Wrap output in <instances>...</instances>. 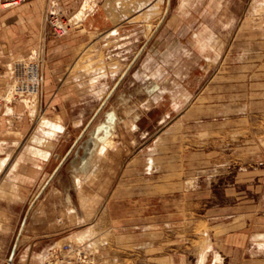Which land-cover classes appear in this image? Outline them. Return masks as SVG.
I'll list each match as a JSON object with an SVG mask.
<instances>
[{"label":"rangeland","instance_id":"374dc122","mask_svg":"<svg viewBox=\"0 0 264 264\" xmlns=\"http://www.w3.org/2000/svg\"><path fill=\"white\" fill-rule=\"evenodd\" d=\"M80 3L47 0L33 46L1 77L0 115L21 104L30 127L15 133L0 172V264H37L38 253L63 264L65 243L86 255L70 264H200L203 251V264H264V0H106L108 23L95 16L94 32ZM80 27L82 45L57 48ZM169 50L170 72L158 75L170 78L165 91L141 93ZM51 119L65 125L55 152L20 161L54 144L36 136L61 128ZM80 171H94L93 183L83 176L78 188ZM48 184L72 202L47 248L46 236L22 234Z\"/></svg>","mask_w":264,"mask_h":264},{"label":"crops","instance_id":"0c3cea01","mask_svg":"<svg viewBox=\"0 0 264 264\" xmlns=\"http://www.w3.org/2000/svg\"><path fill=\"white\" fill-rule=\"evenodd\" d=\"M59 1L62 3L66 1L67 5H65V7L67 10V9H72L73 6L75 7V5H78L82 0H59ZM105 1L106 0H87L86 7H83L84 3L82 4L83 10L81 11H83V21L85 16H88L89 18V20H87L86 22L88 26L87 30L89 32H94V30H97V26H95V21H96L94 18L95 16L100 17L99 21L101 20L103 24L108 23L107 22L109 19L108 14L105 11L106 8L103 7V3ZM1 2L2 0H0V3ZM46 4H47V0H21L19 3H13L7 6L3 5L5 7L0 8V81H1V77L6 75L5 73H7L8 71L7 67L12 65L16 57L24 53L26 49H29V47L33 46L41 26L44 7L46 6ZM165 27H167L166 30L169 28L168 31H170L171 33V17L169 18L168 23L165 25ZM103 29L106 30L109 29V27L103 25ZM80 30H84V27H80L79 31H74L71 35H68L67 37H60L56 39L57 41L55 44L58 46L57 48H63V47L75 48L82 45L83 42L86 41V38L82 36L81 33H79ZM206 31H208L207 28ZM197 39L199 41L198 45L200 47L201 46L207 47L206 41L205 43H202L200 41L202 40L200 34H198ZM156 41L155 43H158L157 47L159 48L164 47L167 48V50L171 48L170 44L167 45L166 40L162 41L161 39H159V41L157 42ZM166 58L168 59L166 61L164 60L163 62L161 61V63H159L158 66L155 67L152 70V72L149 74L150 76L149 84L142 85L144 83H140V85L142 86L141 87L142 90L141 88L137 87L136 91L141 90L142 93L143 91L149 90L148 92L146 91L147 94L149 95L158 94L160 92L162 93L165 91L164 86L168 85L165 83H167V81L170 78L166 77L164 80H160L161 77L159 76L163 74L165 70L167 73L170 72V68L168 69L167 67H164V65L162 64L164 62L165 63L171 62V50L167 52ZM2 91H3V86L0 82V93ZM21 108H22L21 104L19 105L17 103H11V105L6 106L4 113L0 115V141L2 143L0 146L1 158L9 157L10 160V153L8 152V150L10 149L11 146L16 144L17 140L15 133L19 132L20 134L22 133L24 134L30 127V123L27 121V118L24 117L26 115L25 110L23 112H20ZM129 110L131 111L133 109L129 108ZM50 121L56 125L61 126V128L52 130L50 134H47L46 132L41 130L39 134L36 136L42 137L43 140L42 142H46V141L48 142L52 140L54 144H52V146L47 147V150L42 147H39L42 150L46 151L45 155H40V154L35 155L32 154L30 151L26 152L25 150V153L23 152L21 157L18 158L20 161L21 160L24 161L26 159L30 161L31 159L32 160L35 159V160H40L42 163V161L48 160L52 152H55V146L56 144L59 143L58 137H60L63 134L65 130V125L64 123L61 124L57 119L56 120L51 119ZM49 128L50 127L46 125L45 130ZM42 142H36V143L40 144ZM6 148H7V152L5 150ZM97 156L98 155L94 153L93 156L91 157V160L96 159ZM28 170L29 169L26 168L25 166L23 169H21L22 173L19 172V174H23L25 176L27 175V173H29ZM10 173L11 171H9V174ZM88 175H93L91 181L85 178ZM83 176L87 182L92 184L94 181L95 173L94 171L93 172L87 171L85 174L82 173V171L77 172V175H75V185H78L77 177L82 179ZM82 183L78 185V188H80L83 185ZM45 190H46L45 191L46 194H44L43 196V201L42 204L40 205V210L37 211V213L34 216V219L28 222L27 225L28 229L26 230V233L22 235L23 238H28V239L31 237H36L38 235L46 236L48 240V243L46 245L48 248L51 245L53 239H56L58 235L63 231V228L57 229L58 227H54L53 225L55 223V219L58 220V218H56L58 213H60V211L63 208H65L66 205L72 202V196L69 192L66 191L63 192V190L59 189L58 187L52 186V184H48ZM38 239H43V238L39 237ZM46 245L44 247H46ZM42 254L44 253H38V255L36 256V260L38 261L37 264H44L41 257Z\"/></svg>","mask_w":264,"mask_h":264},{"label":"built area","instance_id":"2783aa9c","mask_svg":"<svg viewBox=\"0 0 264 264\" xmlns=\"http://www.w3.org/2000/svg\"><path fill=\"white\" fill-rule=\"evenodd\" d=\"M13 3H17V1H15ZM53 25L58 27L57 33L60 34V35L65 33L66 30H67L66 26L62 22H60L58 20H57V22H53ZM35 72H36V75H37L36 77L38 79V82H37L35 87H31L30 86V89H34L35 88V90H36V88H38L39 81L42 80V77H39L36 68H35ZM59 252H60L59 260L63 264H70L73 260H79V259H81V261H85L86 260V259H84V257H86L85 251L80 249L79 245L76 246V245H73L72 243H65L63 246H61V248L59 249Z\"/></svg>","mask_w":264,"mask_h":264},{"label":"bare ground","instance_id":"6f19581e","mask_svg":"<svg viewBox=\"0 0 264 264\" xmlns=\"http://www.w3.org/2000/svg\"><path fill=\"white\" fill-rule=\"evenodd\" d=\"M4 5H9V4H4ZM86 5H87V0H85L84 1V4H83V7H86ZM155 6V5H154ZM81 10H83V9H81ZM81 14V13H83V11H78V14ZM79 14V15H80ZM158 22V21H157ZM156 26H157V24H156ZM156 26L155 27H152V30H154V28H156ZM151 28V27H150ZM35 53H37V52H35ZM29 61V60H28ZM31 66V65H30ZM32 68V67H31ZM30 70H32V74L30 75V78H31V80H32V82H31V84H30V86L31 87H35L36 86V84H37V82H38V79H37V75H36V72H35V67H33V69H30ZM44 77V76H43ZM28 79V78H27ZM7 90V89H6ZM33 90H35V88L33 89ZM38 93V92H37ZM129 116V115H128ZM129 118V117H128ZM130 119H131V121L130 122H132V127H134V114H132L131 116H130ZM112 137H109L106 141L108 142V143H110V142H112L113 140L111 139ZM1 141H0V146H1ZM105 143H101L97 148H96V151H97V153H101L104 149H105ZM7 156V155H6ZM10 164V162H9V157H0V171H2V169H4V167H6L7 165H9ZM11 167V164L9 165V167L8 168H10ZM8 171V170H7ZM10 171H12V169L10 170ZM87 180H89V181H91L92 180V178H93V175H88L87 177H85ZM84 178V179H85ZM95 179V178H94ZM85 180H82L81 178H79V177H77V182H78V185L79 184H81L82 182H84ZM76 182V183H77ZM44 255H46V253H44L43 255H42V258H43V256ZM206 258V252L205 251H203L201 254H200V259H199V263L200 264H203V261H204V259Z\"/></svg>","mask_w":264,"mask_h":264},{"label":"water","instance_id":"95a60500","mask_svg":"<svg viewBox=\"0 0 264 264\" xmlns=\"http://www.w3.org/2000/svg\"><path fill=\"white\" fill-rule=\"evenodd\" d=\"M121 78V77H120ZM7 264H10V262H8Z\"/></svg>","mask_w":264,"mask_h":264}]
</instances>
